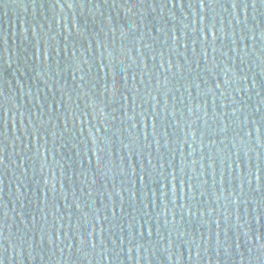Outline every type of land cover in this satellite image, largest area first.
<instances>
[{
  "label": "water",
  "instance_id": "95a60500",
  "mask_svg": "<svg viewBox=\"0 0 264 264\" xmlns=\"http://www.w3.org/2000/svg\"><path fill=\"white\" fill-rule=\"evenodd\" d=\"M0 264H264V0H0Z\"/></svg>",
  "mask_w": 264,
  "mask_h": 264
}]
</instances>
